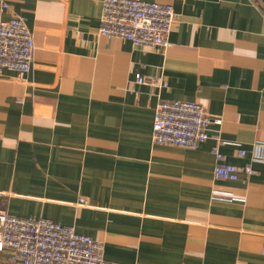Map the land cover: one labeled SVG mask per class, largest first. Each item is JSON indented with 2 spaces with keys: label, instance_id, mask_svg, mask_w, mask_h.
Wrapping results in <instances>:
<instances>
[{
  "label": "crops",
  "instance_id": "crops-1",
  "mask_svg": "<svg viewBox=\"0 0 264 264\" xmlns=\"http://www.w3.org/2000/svg\"><path fill=\"white\" fill-rule=\"evenodd\" d=\"M102 1L0 0L35 46L0 78V210L73 227L111 264H264V0H140L174 12L153 49L100 35ZM161 101L202 106L209 139L155 144Z\"/></svg>",
  "mask_w": 264,
  "mask_h": 264
},
{
  "label": "built area",
  "instance_id": "built-area-1",
  "mask_svg": "<svg viewBox=\"0 0 264 264\" xmlns=\"http://www.w3.org/2000/svg\"><path fill=\"white\" fill-rule=\"evenodd\" d=\"M5 8V7H4ZM174 22L171 6L140 0H103L100 35L127 41L138 48H165ZM32 34L21 18H0V78L12 72L17 79L32 70ZM136 84H144L137 76ZM211 119L202 106L192 102L161 101L152 127L155 144L196 148L209 139ZM217 158L219 153L215 150ZM244 152H241L243 155ZM263 156H257L260 158ZM241 169L220 164L216 179L234 181ZM251 174L250 168L244 170ZM0 253L14 264H111L102 258L98 242L47 219H23L0 210Z\"/></svg>",
  "mask_w": 264,
  "mask_h": 264
}]
</instances>
